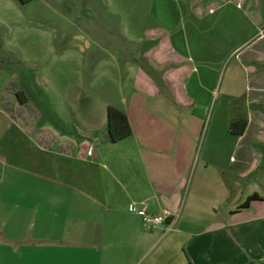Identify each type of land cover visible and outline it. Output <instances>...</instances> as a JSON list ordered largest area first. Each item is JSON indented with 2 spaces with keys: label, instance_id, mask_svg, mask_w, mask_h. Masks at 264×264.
Wrapping results in <instances>:
<instances>
[{
  "label": "rangeland",
  "instance_id": "1",
  "mask_svg": "<svg viewBox=\"0 0 264 264\" xmlns=\"http://www.w3.org/2000/svg\"><path fill=\"white\" fill-rule=\"evenodd\" d=\"M157 34L175 44L179 72L204 77L194 165L208 123L264 120V0H0V264L17 262L12 226L18 236L45 216L47 164L57 170L87 125L106 123L108 106L183 103L163 84L157 97L139 83ZM227 137L229 166L239 145ZM242 146L257 166L237 187L227 170V208L264 195V139Z\"/></svg>",
  "mask_w": 264,
  "mask_h": 264
},
{
  "label": "crops",
  "instance_id": "2",
  "mask_svg": "<svg viewBox=\"0 0 264 264\" xmlns=\"http://www.w3.org/2000/svg\"><path fill=\"white\" fill-rule=\"evenodd\" d=\"M151 41L140 55L150 65H138L139 83L157 97L163 84L183 103L144 102L123 111L132 133L116 143L107 141L106 123L84 127L58 169L50 161L43 171V219L18 236L12 226V264L24 257L27 264H264V195L255 191L247 199H258L248 206L226 207L227 170L237 187L256 168L242 144L264 139V120L251 116L239 136L229 133L225 119L208 123L194 165L196 130L208 115L194 103L204 77L179 72L183 58L175 44L160 34ZM257 93L264 96V88ZM227 136L239 145L229 166ZM132 208L165 220L148 230Z\"/></svg>",
  "mask_w": 264,
  "mask_h": 264
},
{
  "label": "trees",
  "instance_id": "3",
  "mask_svg": "<svg viewBox=\"0 0 264 264\" xmlns=\"http://www.w3.org/2000/svg\"><path fill=\"white\" fill-rule=\"evenodd\" d=\"M247 127L246 120H231L228 126V131L232 135H242ZM105 133L107 141L110 143H116L132 133V128L128 121L127 115L114 107L108 106L106 109V129ZM258 199L257 195L250 196L243 204V207L248 206L249 202Z\"/></svg>",
  "mask_w": 264,
  "mask_h": 264
},
{
  "label": "built area",
  "instance_id": "4",
  "mask_svg": "<svg viewBox=\"0 0 264 264\" xmlns=\"http://www.w3.org/2000/svg\"><path fill=\"white\" fill-rule=\"evenodd\" d=\"M142 219V222L146 229L151 230L154 226L164 222L165 217L162 215H153L148 213L145 208H132Z\"/></svg>",
  "mask_w": 264,
  "mask_h": 264
}]
</instances>
